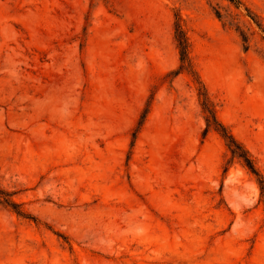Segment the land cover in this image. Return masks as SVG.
<instances>
[{
    "label": "rangeland",
    "instance_id": "374dc122",
    "mask_svg": "<svg viewBox=\"0 0 264 264\" xmlns=\"http://www.w3.org/2000/svg\"><path fill=\"white\" fill-rule=\"evenodd\" d=\"M234 1L0 0V189L33 218L0 201V264H264V190L172 74L178 21L264 179V0Z\"/></svg>",
    "mask_w": 264,
    "mask_h": 264
},
{
    "label": "trees",
    "instance_id": "16d2710c",
    "mask_svg": "<svg viewBox=\"0 0 264 264\" xmlns=\"http://www.w3.org/2000/svg\"><path fill=\"white\" fill-rule=\"evenodd\" d=\"M231 3H234L235 5L239 4L238 2L234 0H229ZM174 42L176 44V49L178 51L179 55V69L172 73L173 75H178L180 72H186L189 74L197 88V96L198 101L201 107V110L204 114V121H205V130L203 135H206L208 131L212 130L215 133H217L220 138L225 142V145L231 155L232 160L237 159L239 160L242 165L252 174L256 177L258 185L260 187L261 192L264 190V179L259 174L258 170L256 169L254 162L248 152L243 148V146L238 143L235 138L232 136V134L227 130L226 127H224L221 123H219L215 116V109L214 105L210 101L207 92L199 80L196 72L193 70L190 59H189V44L186 38V35L177 21L174 26ZM242 41L244 43L247 42V38L242 35ZM146 113V111H145ZM144 118V116L142 117ZM141 125V122L139 123V126ZM9 194L4 192L0 189V201L10 207L18 216L27 218V219H33L30 216L22 213L18 210V205L12 202L9 199Z\"/></svg>",
    "mask_w": 264,
    "mask_h": 264
}]
</instances>
